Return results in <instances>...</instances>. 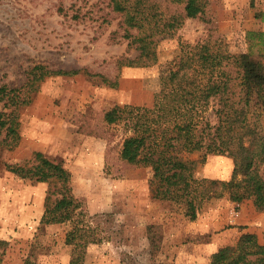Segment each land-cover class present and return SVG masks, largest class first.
Wrapping results in <instances>:
<instances>
[{
  "label": "rangeland",
  "instance_id": "374dc122",
  "mask_svg": "<svg viewBox=\"0 0 264 264\" xmlns=\"http://www.w3.org/2000/svg\"><path fill=\"white\" fill-rule=\"evenodd\" d=\"M156 3L163 19L181 14L180 3ZM117 20L107 0H0V84H23L27 71L39 63L51 69L85 68L116 82L113 86L85 72L48 75L29 104L18 110L19 143L12 150L0 148V264H69L75 255L81 256L80 264H182L181 259L175 263L178 256L165 255L163 238L150 244L146 226L160 224L163 237L176 230L181 240L187 230H194L192 221L201 213L218 217L230 209L227 193L208 196L212 179L230 177V157L208 154L204 163L197 162L194 175L203 179V201L190 220L183 203L151 198V168L127 165L119 158L127 131L122 121L107 124L103 115L115 105H150L162 79L191 60L198 42L247 52L264 63V0H205L200 16L184 18L178 27L156 36L157 58L146 66L117 62L138 53L127 45L122 29L113 33ZM34 150L61 160L71 171L73 194L84 208L77 234L91 226L100 241L77 237L67 244L71 222L40 224L47 184L6 169V164H23ZM201 154L176 152L179 158L197 161ZM241 203L251 230H240L254 232L264 242V211H256L251 200ZM229 227L224 224L218 231ZM192 238L204 241L207 235Z\"/></svg>",
  "mask_w": 264,
  "mask_h": 264
},
{
  "label": "trees",
  "instance_id": "16d2710c",
  "mask_svg": "<svg viewBox=\"0 0 264 264\" xmlns=\"http://www.w3.org/2000/svg\"><path fill=\"white\" fill-rule=\"evenodd\" d=\"M175 2L181 4L180 16L172 13L163 19L156 0H107L118 18V29L113 33L122 29L127 45L138 52L133 58H118L119 64L154 63L156 36L178 27L184 18L200 16L205 6V0H171L170 4ZM80 72L116 85L85 68L51 69L40 63L27 71L23 84H0V148L12 150L18 145V110L29 104L46 76ZM103 119L107 124L122 121L125 126L119 158L127 165L151 168V198L183 203L185 215L194 220L203 201L199 197L203 179L194 175L197 162L204 163L208 154L225 155L232 161L230 177L212 179L208 196L227 193L234 202L248 199L256 211H264V63L247 52L231 53L215 42H198L192 48L191 60L181 62L162 79L150 105H115L104 112ZM193 150L202 151L198 161L176 156L178 151ZM6 169L47 184L39 222H71L74 227L66 234L67 244H74L77 237H89L84 240L88 242L102 239L91 226L78 236V216L84 208L73 194L71 171L61 160L34 150L23 164H6ZM161 229L158 223L146 226L150 244L161 241ZM80 260L81 256L75 255L69 264H80ZM21 264L32 263L25 260ZM207 264H264V242L254 232H242L234 243L213 251Z\"/></svg>",
  "mask_w": 264,
  "mask_h": 264
},
{
  "label": "crops",
  "instance_id": "0c3cea01",
  "mask_svg": "<svg viewBox=\"0 0 264 264\" xmlns=\"http://www.w3.org/2000/svg\"><path fill=\"white\" fill-rule=\"evenodd\" d=\"M228 204L230 209L227 212H223L221 216L211 217L208 212L201 213L192 221L194 230H187L189 234L181 240H178L179 233L176 230L165 232L162 240L163 251L166 252L165 255L178 256L175 263H180L183 260L182 264H207L213 251L236 240L237 236L243 232L240 230L242 226V229L251 230L250 221L245 217V208L242 207V203L230 200ZM233 207L238 211V214L233 215L231 213ZM224 224H229L233 227H229L228 230L218 231ZM246 225L249 226L245 228L244 226ZM194 235H207V239L197 241L192 238Z\"/></svg>",
  "mask_w": 264,
  "mask_h": 264
},
{
  "label": "built area",
  "instance_id": "2783aa9c",
  "mask_svg": "<svg viewBox=\"0 0 264 264\" xmlns=\"http://www.w3.org/2000/svg\"><path fill=\"white\" fill-rule=\"evenodd\" d=\"M231 213H232L233 215H236V214H238V211H237L236 209H232V210H231Z\"/></svg>",
  "mask_w": 264,
  "mask_h": 264
}]
</instances>
